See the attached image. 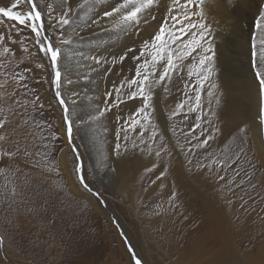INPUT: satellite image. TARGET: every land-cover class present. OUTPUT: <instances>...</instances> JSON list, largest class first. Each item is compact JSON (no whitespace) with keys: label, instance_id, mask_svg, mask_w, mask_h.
Wrapping results in <instances>:
<instances>
[{"label":"rangeland","instance_id":"rangeland-1","mask_svg":"<svg viewBox=\"0 0 264 264\" xmlns=\"http://www.w3.org/2000/svg\"><path fill=\"white\" fill-rule=\"evenodd\" d=\"M94 1L91 0L90 4L84 5L83 9L87 10L93 19H100L103 11L93 7L100 1ZM9 2L10 0H0V6ZM39 2L46 5L52 0H39ZM61 2L62 0H55L57 5ZM110 2L112 3V0ZM166 2L170 4L171 0ZM181 2L183 3L184 0ZM23 10H27L26 5ZM207 10L203 9L204 22L212 30V36H209L208 40L213 41L217 53L210 80L204 82L203 91H201L200 87H197L195 74L188 77L186 72L188 67L196 63L192 56L184 60L185 67L175 72L172 79L181 80L184 85L187 84L183 94H179L178 103L185 104L183 112L190 126L196 122L200 112L199 109L188 112V105H192L195 109V101L188 104L187 96L194 100L197 94L201 96L200 104L205 118H211L210 102L217 107L216 99L221 101L220 108H223L221 112L242 115L239 120L244 121L248 127L247 140L251 148L250 156H255L258 166L254 176L257 188L253 190L247 185L244 186L254 197L249 200L250 207L247 211L239 207L241 203L239 197L244 195L241 190L237 189V195L231 197L233 203L229 204L221 194L220 188L217 187L216 181L209 180L195 171L189 172L187 166L185 172L190 180L205 194H201L203 195L201 198L195 197L198 201H192V212L198 214L199 219L190 221L189 216L187 219H181L175 215L176 213L166 211L167 200L172 190L167 184L163 185V180H156L155 184L151 183L166 166V159L155 160L154 156L140 153L138 149L127 156L124 162L117 161L115 156L110 159L114 145L124 143L122 139L117 140V133L121 137L124 135V132L120 130V124L128 126L130 145L134 140L139 143L138 137L141 131L139 125H136L134 131L131 129L130 118L141 120V124L146 123L142 118L143 113L135 115L133 111L134 108L138 109L141 106L139 99L121 104L119 108L103 116L99 115L104 110L103 97L106 89L115 93L114 86L120 83L123 76L131 79L134 76L136 62L126 60L123 65L93 69L87 57L98 53L111 59V56L118 57L130 47H142L141 40L146 39L156 29L157 22L167 19L163 7L153 12L155 21L142 17L144 23L139 29L129 28L119 31L117 39L110 41L106 47L99 46L94 51L86 49L85 44H82L86 37L79 40L72 37L70 40L73 39L74 43L69 47L64 46V54L65 51L68 53L63 60L64 90L66 95L70 92L78 93L75 97L76 103L71 110L75 122L73 143L86 169L87 182L103 194L107 208L119 218L129 235L130 242L135 246L134 250L147 261V264H215L214 260L216 261L217 257H214V254L209 255L205 251L206 248L202 246L197 249L193 257L184 256L189 251L187 248L192 244L190 240L196 243L198 238L204 237L208 249L215 245L213 236L203 234L208 230L210 220L207 199L213 201L214 206L211 207L220 217L226 235L235 239V250L239 254L264 245V167H260L261 157L264 156V128H257L259 121L254 108L255 102L249 96L251 87L257 89V79L254 74L257 71H264V30H258L256 27L264 16V0H252V2L241 0V3L235 6L227 3V7L221 12L215 8ZM193 20L195 21L196 17H193ZM216 23L217 26H215ZM9 24L8 21H0V32L8 28ZM239 28L242 32L234 37L233 34ZM82 32L81 29L77 31V33ZM20 35L23 36L25 33L22 32ZM68 36L71 35L66 34V38ZM181 39L186 41L188 37L182 36ZM238 39L244 40L247 48H243L242 41L239 42ZM11 47L14 50L18 49V46ZM17 55L21 53L17 51ZM6 56L3 47L0 46V61H4ZM244 69L245 73H241ZM35 74L37 79H42L43 74L39 69L35 70ZM213 84L218 87H212ZM37 87L42 98H51L52 93L48 90L46 83ZM11 88L12 82L9 80L5 83V75L0 74V109L5 111L8 105L4 103L3 97L5 90L11 91ZM209 91L214 93V97L207 95ZM173 93L169 89V95L167 93L165 95L169 97ZM92 97L95 98V104ZM124 99L127 101L128 97ZM150 103L153 106V100ZM87 104L88 106L84 108ZM148 113L147 122L151 130V107ZM260 113L264 115L261 109ZM44 117L54 125L53 131L60 137L52 146L53 163L59 169V175L55 170L43 175L39 171H32L31 179L25 183L23 175L9 171L0 163V169H3L0 171V234L7 237V254L10 257V260L3 261V264H129L130 254L119 236V230L113 224L111 214L103 206L98 205L90 193L83 190L76 181L75 175L72 174L74 157L66 140V133L62 129L60 110L56 108L49 111L48 101L45 100ZM116 117H119V121ZM221 121L219 117L218 123L223 127V121ZM154 124L158 126L160 135L167 140L170 137L169 131L167 132L159 122ZM198 131L199 129H195L192 135L195 136ZM149 135L150 132H145L144 138H148ZM136 161H141L142 167L134 166ZM121 163L126 166L130 164L127 166L128 177L132 181L128 185L126 178L122 179L120 176V172L114 174L111 171L113 167L119 168ZM156 164H159L160 168L155 167ZM146 167L154 168V172L145 171ZM24 171L28 172L29 169L25 168ZM249 171L252 170L249 169ZM228 175L230 176L231 172ZM33 187L42 188L46 198H34L31 191ZM13 190L17 193L16 203L10 212H6ZM245 199L248 197L245 196ZM83 204H87L88 207L82 211ZM29 208L35 211H29ZM149 209L158 211L161 215H153ZM9 218L14 227L9 225ZM174 221L178 225L181 224L174 227L175 235L171 236L167 229L169 223L173 224ZM222 252L225 253V257L229 254L228 250Z\"/></svg>","mask_w":264,"mask_h":264},{"label":"snow or ice","instance_id":"snow-or-ice-1","mask_svg":"<svg viewBox=\"0 0 264 264\" xmlns=\"http://www.w3.org/2000/svg\"><path fill=\"white\" fill-rule=\"evenodd\" d=\"M90 3L91 0H82V2L62 0V3L57 5L55 0H52L45 5L39 0H10L9 3L0 6V21L10 22L9 27L0 32V46L7 54L5 60L0 61V74L5 75V83L9 80L12 82L11 91L6 89L3 97L4 103L8 105L7 111L0 109V163L9 171L23 175L25 183L31 179L32 171H39L43 175L55 170L59 175V169L53 163L52 146L60 137L53 131L54 125L44 117L45 100H47L49 111L58 108L61 112L62 129L66 133V140L74 157L72 174L83 190L96 199L98 205L107 207L103 194L87 182L86 169L73 143L75 122L71 110L76 103L75 97L78 93L70 92L66 95L64 90V46L73 43V40L66 38V30L73 24L78 10ZM227 3L235 6L241 3V0H227ZM25 5L26 11L23 10ZM161 7L167 14V19L157 22L156 29L146 39L141 40L142 47H130L118 57L111 56V59L98 53L87 57L93 69L123 65L126 60L136 62L134 76L131 79L123 77L120 83L114 86L115 93L106 89L103 97L104 110L99 115L103 116L119 108L121 104L139 99L141 106L138 109L134 108L133 111L135 115L143 113L142 118L146 123L141 124L140 120L130 118L133 131L136 125L141 128L139 143L134 140L130 145L128 126L121 123L120 130L124 135L123 137L119 133L116 135L117 140L122 139L124 143L114 145L110 159L115 156L117 161L124 162L126 157L137 149L140 153L154 156L155 160H160L162 154L169 160L174 156H183L188 171H195L216 181L221 194L229 204L233 203L231 197L237 195V189L241 190L244 195L239 197L241 201L239 207L247 211L250 207L249 200L254 197L244 186L247 185L253 190L257 188L254 176L258 166L255 156H250L248 127L244 121L236 120L223 127L218 123L220 99L215 101L217 109H209L211 118H205L200 104L201 96L196 95L195 109L192 105H188V112L199 109L200 115L184 133L183 144L179 138L173 140L172 137H168L166 140L164 136L157 141L156 125H151L150 130L147 122L149 108L155 111L150 103L154 99L155 90L167 81H171L172 75L185 67L186 58L192 56L196 60L195 64L188 67L187 74L188 77L195 74L197 87H200L201 91L204 82L209 81L213 74L217 53L213 41L208 40V37L212 36V30L204 22L203 0H184L183 3L181 0H171L170 4L166 0H122L107 8L100 19L92 22L91 28L102 33L124 31L129 28L139 29L144 23L142 17L155 21L153 12ZM193 17H196L195 21ZM256 27L258 30H264V16ZM22 32L25 35L21 36ZM182 36H187L188 39L185 41L181 39ZM73 39H82V34L76 33ZM11 46H18V49L14 50ZM17 51L21 55L18 56ZM36 69L43 74L42 79H37ZM254 75L257 79V95L261 98V111L264 112V71H257ZM42 83L48 85V90L52 93L50 99L41 97L37 85ZM212 87L218 86L213 84ZM207 95L214 97L212 91ZM125 96L128 97L127 101L124 99ZM184 107V103L178 105L181 110ZM175 114L174 112L173 115ZM116 118L119 121V117ZM257 118L259 121L257 128H264V115L258 112ZM195 129L199 131L193 136ZM175 131L176 129L173 128L174 134ZM145 132H150L147 139L144 138ZM261 161L260 167H264V156L261 157ZM155 167H159V164ZM25 168L29 171L25 172ZM111 171L118 174L120 169L113 167ZM145 171L154 172V168L146 167ZM229 172H231L230 176ZM164 175L165 172L162 170L151 183L155 184L156 180H163ZM31 191L36 199L46 198L42 188L33 187ZM16 196L17 193L13 190L6 212L12 210ZM245 196L248 199H245ZM167 204L166 211L176 213L181 207L178 193H171ZM87 207V204H83L81 210H86ZM28 210L35 211L32 208ZM149 211L153 215H161L158 211L152 209ZM183 218L187 219V216ZM8 223L14 227L10 218ZM113 224L119 230V236L130 254L129 264H132V261L134 264H147V261L134 250L135 246L129 243V238L122 230L118 217H113ZM7 253V237L0 234V254H2L0 264L10 260ZM249 264H264V255L258 261Z\"/></svg>","mask_w":264,"mask_h":264},{"label":"bare ground","instance_id":"bare-ground-1","mask_svg":"<svg viewBox=\"0 0 264 264\" xmlns=\"http://www.w3.org/2000/svg\"><path fill=\"white\" fill-rule=\"evenodd\" d=\"M99 1L100 2L93 7H94V9L96 7L100 8L103 12L107 8H109L112 4L116 5L119 2H122V0H112V3L110 2V0H99ZM242 1H246V0H242ZM247 1L252 2V0H247ZM78 2H82V0H78ZM93 2H95V1L93 0ZM225 5H227V0H203V9L204 10H207V9L210 10L211 8H215L216 10L221 12V11L225 10V7H227ZM95 20H97V19H95V18L93 19L89 15V12L87 10H84L83 8L79 9L78 14L76 15V17L73 20V24L70 26L71 28L70 27L67 28L66 34L71 35V36H68L67 39H71L72 37H74L75 31L77 33V31H80V29H81V30H83V32L80 34H82V37H86L85 40L83 41L84 43H82V44L83 45L85 44L84 48L92 50V51H94L95 48L99 47V46L106 47V45L109 44L110 41H114L117 39V36H118L117 34H119L118 33L119 31H110V32L102 33L100 31H95L91 27H89L92 24V22ZM207 22H208V20H207ZM217 25L218 24L216 23L215 26H217ZM239 32H242L241 28H239L238 31L235 34H233V36L234 37L238 36ZM237 41H239V42L242 41V47L247 48L246 42L244 40L238 39ZM73 43H74V41H73ZM69 46L70 45H68V47ZM67 56H68V53L65 51L64 57L66 58ZM186 72L184 73L185 77L187 76ZM243 72L245 73V69H244V71H241V73H243ZM157 75H159V73H157ZM123 77H127V76H123ZM186 86H187V84L184 85L181 80L174 81V79H171V81H167L165 84H163L162 86H160L159 88H157L155 90V96L153 99V107L155 108V111H152L151 123H150L151 125H155L154 122L161 123L163 125V127L166 128L165 130L169 131V133H168V134H170L169 136L172 137L173 140L179 138L182 144L184 143V140H183L184 133L188 131L190 123L187 122V118L184 115L183 111H185V110L179 109L178 105H174V104H180V103H178L179 94H183V90H184V88H186ZM169 89H171V91H173L174 93L171 96L166 97V95H165L166 93L169 95ZM181 91H182V93H181ZM249 96H251L253 98L252 101L255 102L254 108L256 109V112L258 115V112H260V109H261V98L258 97L257 89H255V87H251V91H250ZM87 98H85V99H87ZM92 98L94 99L93 104H95L94 103L95 98L94 97H92ZM186 98L189 102L188 104H190L191 101H195L194 99H191V97H189V96H187ZM88 100H91V99L88 98ZM162 100H164V102ZM210 104H211V106H209V109L210 108L217 109V107H215L214 104H212V103H210ZM87 106H88V104L85 105L84 108ZM220 110H223V108H219V110H218V115L221 118V120L223 121V126H225L226 124H232L236 120H239L242 118V117H240V116H242L240 114L239 115H237L236 113L235 114H232V113L229 114V113H226L225 111L221 112ZM128 112H130V111H128ZM174 112L176 113L175 115H173ZM227 114H229V115H227ZM173 128L176 129L175 134L173 133ZM156 131H157L158 135L161 136L159 133L157 125H156ZM182 133H183V135H182ZM158 135L156 138L157 141L160 140V137ZM153 147H155V145H153ZM161 159L167 160L166 166L163 167V170L165 172L164 179H163V181H164L163 185L167 184V186L172 190V192L178 193V196H179V203H180L181 207L177 210L175 215L181 217V219H184L183 216L186 215L187 217L189 216L190 221L195 220L198 217V214H195L194 212H192V208H193L192 207V201L197 200V199H195V197L201 198V196H203L205 193L201 192V190H200V188H198L197 184H194L190 180L187 172H185L187 165L184 162L183 156H178V157L174 156L171 160H169L167 158V156H165L163 154ZM129 165H127V166H129ZM133 165L136 167L137 166L142 167L141 161H138V162L136 161ZM127 166L121 163L120 167H119V169H120L119 172H120V176L122 177V179L126 178V183L128 185L129 182L132 181V179L129 180L128 167ZM201 194H203V195H201ZM169 198H170V196L168 197V199ZM212 202L213 201H208V199L206 201L207 209H208V216H209L210 220H209V228L203 234H204V236H206V235L213 236V240H215V245H213L210 249H208L205 245V238L204 237H203V239H201V237L198 238V241L196 243L191 242V240H190V244L191 243L192 244L190 245L189 248H187V250H189V251H187L184 256L188 255V257H193L197 253V249H199L200 246H202V248H206V250L205 249L204 250L209 255L212 256L214 254V257L215 256L217 257L216 261L214 260L215 264H249V262L258 261L260 259V257L262 255H264V245L259 247L258 249H253V250L242 252L241 254H239L238 251L235 250V242H234L235 239H232L229 237V235H226V232L223 228L220 217H218L214 213L215 211L213 210V207H211V206H214ZM201 203H203V202H201ZM179 213H181V214H179ZM173 217L174 216H172V218ZM112 219H113V217H112ZM173 219H175V218H173ZM197 219H199V218H197ZM119 223H120V221H119ZM180 224L181 223H179V225ZM179 225L176 223V221H174L173 224L169 223V227L167 229V231H169L168 233L172 236L174 234V232H173L174 227H178ZM121 226H122V230L125 231L122 224H121ZM164 227H165V225H164ZM176 229L177 228H175V230ZM125 232L129 238L127 231H125ZM129 241H130V239H129ZM218 247L220 249H218ZM227 250H228L229 254L227 255V257H225V253L222 251H227ZM203 253H205V252H203Z\"/></svg>","mask_w":264,"mask_h":264},{"label":"water","instance_id":"water-1","mask_svg":"<svg viewBox=\"0 0 264 264\" xmlns=\"http://www.w3.org/2000/svg\"><path fill=\"white\" fill-rule=\"evenodd\" d=\"M104 207V206H103ZM107 211H109L110 212V210L107 208V207H104ZM110 214H111V216L112 217H114V215L110 212ZM127 236V235H126ZM128 237V236H127ZM129 243H130V241H129ZM131 244V243H130Z\"/></svg>","mask_w":264,"mask_h":264}]
</instances>
